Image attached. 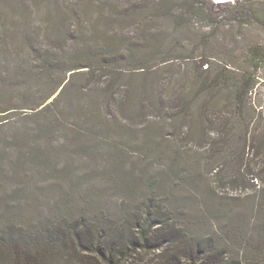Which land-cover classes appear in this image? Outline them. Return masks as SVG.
Returning a JSON list of instances; mask_svg holds the SVG:
<instances>
[{
  "label": "rangeland",
  "instance_id": "rangeland-1",
  "mask_svg": "<svg viewBox=\"0 0 264 264\" xmlns=\"http://www.w3.org/2000/svg\"><path fill=\"white\" fill-rule=\"evenodd\" d=\"M74 3L0 0V82L9 84L6 94L21 108L0 119V231L10 224L35 231L47 222L80 218L97 227L107 220L121 225L155 200L191 235L242 234L256 206L227 182L229 151L213 156L192 122L197 83L186 58L199 46L201 24L180 28L149 14L122 21L109 11L90 10L86 21L97 22L98 55L119 61L106 70L92 63L99 87L98 122L78 119L77 108L88 103L85 99L70 100L73 108L64 99L42 112L56 95L33 110L55 90L54 83L39 79L35 51L64 44L67 32L79 29L80 21L67 20ZM140 21L145 27L137 26ZM235 31L237 37L229 41L220 32L205 49L216 60L252 74L257 84L251 100L259 111L264 108V62L258 63L250 50L264 49V25ZM90 76L76 77L73 88L87 85ZM109 85L112 96L105 98L101 90ZM1 90L0 85L3 103ZM173 98L185 110L174 119L167 111L160 113ZM63 109L71 121L60 133L43 134L48 113L58 116ZM239 148L236 143L234 156Z\"/></svg>",
  "mask_w": 264,
  "mask_h": 264
},
{
  "label": "trees",
  "instance_id": "trees-1",
  "mask_svg": "<svg viewBox=\"0 0 264 264\" xmlns=\"http://www.w3.org/2000/svg\"><path fill=\"white\" fill-rule=\"evenodd\" d=\"M71 1H75L74 11L67 20L80 21L79 29L67 32L69 41L66 43L35 51L39 79L54 83L55 90L33 110H39L56 95L42 112H50L64 99H69L71 108L70 100L85 99L88 103L77 108L82 114L78 119L83 117L91 124L98 122L99 87L98 80H93L92 63L106 70L119 61L110 62L107 56L98 55L97 22L86 21L85 13L90 10L109 11L122 21L142 19L149 14L172 20L180 28L195 29V24L199 23L201 27L196 34L199 46L186 58L197 83L198 105L192 122L198 125L201 142L209 145L213 156L223 150L229 151L227 182L230 187L248 194L256 206L255 212L247 218L242 234L237 236L229 232L221 237H197L187 233L174 221L169 210L155 200H149L142 211L133 213L121 225L107 220L97 227L85 218L63 219L30 231L10 224L0 231V264H264V108L258 111L251 100L257 82L238 64L216 60L205 49L218 40L222 31L229 41L237 37L236 29L243 31L252 25H264V0L227 4H215L210 0ZM137 26L145 27L141 21ZM208 28L210 33L203 32ZM226 28L228 30H224ZM250 53L258 63L264 62V49L251 48ZM82 74L92 75L89 83L73 88L75 78ZM114 75H111L113 79ZM7 84L5 80L0 82L4 88L1 91L5 92L4 102L0 103V119L3 120L12 111L21 109L9 99ZM112 88L113 85H109L101 90L105 98L112 96ZM159 103L162 108L161 100ZM181 105L179 98L169 99L160 113L163 115L167 111L174 119L175 115L185 112ZM66 111L61 110L58 116L48 113L50 119L41 132L45 135L62 132L65 124L71 121ZM185 120L189 122L190 119ZM88 135L94 136L92 132ZM236 143L240 147L237 157L233 152ZM221 169L216 177L221 176L224 171Z\"/></svg>",
  "mask_w": 264,
  "mask_h": 264
},
{
  "label": "water",
  "instance_id": "water-1",
  "mask_svg": "<svg viewBox=\"0 0 264 264\" xmlns=\"http://www.w3.org/2000/svg\"><path fill=\"white\" fill-rule=\"evenodd\" d=\"M214 2L215 4H227V3H235L239 0H210Z\"/></svg>",
  "mask_w": 264,
  "mask_h": 264
}]
</instances>
